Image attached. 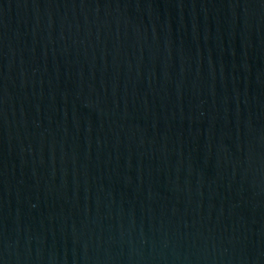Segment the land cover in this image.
<instances>
[{
	"label": "water",
	"instance_id": "1",
	"mask_svg": "<svg viewBox=\"0 0 264 264\" xmlns=\"http://www.w3.org/2000/svg\"><path fill=\"white\" fill-rule=\"evenodd\" d=\"M0 264H264V0H0Z\"/></svg>",
	"mask_w": 264,
	"mask_h": 264
}]
</instances>
